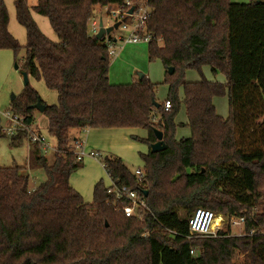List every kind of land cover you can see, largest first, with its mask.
<instances>
[{"label":"trees","instance_id":"trees-1","mask_svg":"<svg viewBox=\"0 0 264 264\" xmlns=\"http://www.w3.org/2000/svg\"><path fill=\"white\" fill-rule=\"evenodd\" d=\"M125 1L37 0L29 7L17 0V21L27 34L21 46L8 31L0 0V50H11L15 58L23 50L20 71L58 97L43 113L55 139L54 160L48 162L41 144L29 142L30 165L43 169L45 181L31 190L24 168L0 167V264H264V2L148 0V58L166 69L167 97L160 103L157 85L146 76L111 84L104 39L89 32L90 19L102 8ZM32 13L48 19L59 42L40 31ZM206 67L225 83L186 81L188 70L202 74ZM181 88L191 136L178 140ZM224 95L227 119L213 103ZM37 102L44 104L29 84L12 101L11 113L25 126L11 136L13 147L31 131L39 133L37 111L30 108ZM83 128L148 131L141 139L149 148L141 154L143 187L121 158L102 159L114 185L145 200L141 220L126 217L103 183L91 203L70 187V176L83 163L70 153L72 132ZM154 130L166 145L159 153L150 149L157 142ZM197 209L247 217L246 234L233 236L227 228L216 238L188 239V221ZM192 248L200 254L192 256Z\"/></svg>","mask_w":264,"mask_h":264},{"label":"rangeland","instance_id":"rangeland-1","mask_svg":"<svg viewBox=\"0 0 264 264\" xmlns=\"http://www.w3.org/2000/svg\"><path fill=\"white\" fill-rule=\"evenodd\" d=\"M230 1L239 4L249 3L252 1L264 2V0H230ZM35 3L36 1L32 2V4ZM99 12H100L99 16L96 18V20L103 18L105 22H109L111 24L115 23L114 19L108 18L106 8H102V10ZM33 15H35L38 18L46 19L44 17L36 15L35 13H33ZM41 30L44 34L45 33L47 34L44 28ZM112 36L114 37L124 36V40H125L128 37V34L126 32L124 33L120 29L114 31ZM124 40L119 41L117 43L116 46L117 54L120 51L122 52L124 46L131 47L132 45H145L148 50V43L130 44V43H125ZM54 41L59 42V39L55 35H54ZM147 50L144 51L147 52ZM117 54L115 56L110 55L109 75L111 73L113 75V79L111 78L110 81L112 82L115 80L114 83L112 82L111 84L124 85V84L137 82L140 79V75L145 76L146 74V76H148L149 72H151L148 77L150 78V81L152 83L157 85V89L155 93L156 100L160 103H163L164 102L163 100L166 99L167 97V91H166L167 85H165L164 83L166 77V69L163 66V64L157 61H153V62L149 61L148 55L145 52L136 53V52H127V51L123 54V57H121L119 61H117V63L114 64L116 62ZM23 56H24L23 50L16 58L11 50H0V167L8 168L17 165L19 167L24 168V171L30 175L29 177L30 187L32 188L34 184L39 185L45 181L46 179L45 172L43 171V169L40 168H32V170H30L31 166L29 165V143L27 139L23 140L21 146L15 148L11 145V137L3 133V130L7 128L9 123L5 113L7 111H10L12 101L14 100V98L18 97L25 88L23 73L20 71V66L23 64ZM158 67L159 70H157ZM130 70L132 73L129 72ZM127 73L131 77L130 81H125ZM202 79H206L212 82H224V79L220 74L213 75L208 67L203 68L202 74H200L195 70H188L186 72L187 82H199ZM29 85L37 91V93L39 94L40 98L42 99V101L46 106H54L58 104L57 93L55 91L49 90L43 81L36 80L35 78H29ZM165 92H166L165 94L166 97L162 96ZM179 96L180 99L182 97L184 100L183 88L180 89ZM183 100L180 111L177 115L179 121H185V118L187 119L185 104ZM213 103L216 108L217 114L220 117L227 119L229 117V105H228L227 95L216 97L213 100ZM20 120H23V118L20 117ZM36 121H37L36 124L38 125L36 127L39 133L46 138V144L49 149L46 151L45 157L48 159V162L51 163L54 160L53 148L55 147V139L49 136L48 134L46 116H44L42 113L36 112ZM126 131H130V132L133 131L132 134L135 132L134 134L137 135V137L139 138L134 137V140L131 142L132 143L131 146H124L122 143V138L120 133L118 135L112 136L109 138L108 142L111 143V145H113L116 148V150H118V152L120 153L103 152V154L105 156L112 158L113 157L121 158L125 163V165L127 166V168L129 169V171L134 175L137 169L143 170L144 168V163L141 160V154L148 153L147 152L148 145L141 142L140 136H142L141 133H145L147 130L140 128V129L126 130ZM88 132L84 135H87ZM190 136H191V131L189 126L188 128L186 127L184 129H181L179 132V137L188 138ZM144 148H146V151ZM106 181L108 180L106 179ZM259 189L260 192L264 194V177L261 178ZM141 215H142L141 218H137V219L140 220L142 219L143 212L141 213ZM227 228H229L230 233L233 236H236L237 234L243 231L239 227L231 228L228 225H225L224 229L226 230ZM241 258L242 257H240V260Z\"/></svg>","mask_w":264,"mask_h":264},{"label":"built area","instance_id":"built-area-1","mask_svg":"<svg viewBox=\"0 0 264 264\" xmlns=\"http://www.w3.org/2000/svg\"><path fill=\"white\" fill-rule=\"evenodd\" d=\"M108 18L114 19L115 23L111 24L105 22L103 18L96 20L91 18L89 21V32L92 35H97L100 31V23L102 22L104 28H109L119 23L117 30H122L128 34V37L124 40V36L114 37L113 32L110 36L105 35L104 44L106 45L109 55L115 56L117 54V43L119 41H125V43L139 44L149 43L152 41V34L148 30V23L152 13V9L148 4V0H126L120 7L106 6ZM133 10L130 13V10ZM116 31V30H115ZM165 110L171 108L170 102H165ZM9 123L3 133L5 135L14 136L19 129L25 128L23 120L20 117L7 111L5 113ZM31 131V130H30ZM88 128L81 129V135L86 134ZM30 136L27 139L28 142L39 143L42 146L44 152L49 148L46 144V138L38 132H30ZM55 151V148H53ZM70 153L76 158L77 161L83 162L85 159L99 160L104 168L105 164L102 162L104 158L102 154L96 150L86 148L85 141L82 138H73L71 141ZM107 171V169H106ZM137 183L143 187L145 183L144 172L141 169L135 171ZM109 193L115 196L116 201L120 202V210L128 218H141V213L147 208L145 200L140 196L138 191L131 190L127 186H116L114 183L108 188ZM116 202V203H118ZM122 203V205H121ZM239 227L243 231L236 236H243L246 234L245 227L247 225V217L245 216H230L225 217L223 215H217L212 211L205 209H197L193 216L188 221V239L195 237H212L216 238L219 232L224 229V226ZM264 233V228L262 229ZM253 234L254 231L252 230ZM192 256H198L199 251L192 248L190 250Z\"/></svg>","mask_w":264,"mask_h":264},{"label":"crops","instance_id":"crops-1","mask_svg":"<svg viewBox=\"0 0 264 264\" xmlns=\"http://www.w3.org/2000/svg\"><path fill=\"white\" fill-rule=\"evenodd\" d=\"M16 1L17 0H4V3L6 5L7 11H8V15H9L8 31L12 34V36H14V38L18 42H20L21 46H25L26 42H27V34H26V30L17 21V14H16V7H15ZM26 1L28 3L29 7H33L36 4V3L32 4V2H34V1L37 2V0H26ZM32 16H33L34 21L38 25L40 31L42 32L41 29L44 28L45 31L47 32V34L45 33L46 34L45 35L43 32L42 33L48 39L55 42L54 41L55 33L52 30V27H51L48 19L38 18L35 15H33V13H32ZM144 50H147L145 45H132L131 47L124 46L122 52L120 51L117 54L116 62L114 64H116L117 61H119V59L121 57H123V54L126 51L127 52H136V53L145 52L148 55V50H147V52ZM157 62H160V61H157ZM157 70H159V67ZM129 72L132 73L131 70ZM150 73L151 72H149V75H150ZM108 76H109V81L111 80V78L113 79L112 73L110 75L108 73ZM145 76H146V74H145ZM148 76H146V77L150 80V78ZM29 78H32V77L29 76ZM130 79H131V77L127 73L125 81H130ZM223 79H224V82H219V83L224 84L225 83V77H223ZM114 81H112V82L114 83ZM117 81H119V80H117ZM112 82L110 81V83H112ZM167 90H168V87L166 88V91ZM165 94H166V92L162 96H165ZM181 100H183L182 97H181ZM163 101H165V99ZM36 123H37V121L35 120V125L38 126ZM176 123L179 125L177 128V134H176V138L179 140L181 138H184V137H179V132L181 129H184L186 127L188 128V120L185 118V121H179L178 117H176ZM47 127H48V119H47ZM134 129H140V128H113V129H90V128H88L89 132L87 131L88 132L87 135H84V136L81 135V133H80L81 130H78V131L72 132V137L73 138H82L85 141L86 148L96 150V151L100 152L102 154V156L104 157L105 155L103 154V152L120 153V152H118V150H116V148L113 145H111V143L108 142L110 137L118 135L120 133L123 145L124 146H131L132 145L131 142L134 140V137L135 138H139V137H137V135L134 134L135 132L132 134L133 131L130 132V131H126V130H134ZM141 135L142 136H140V139H146L148 137V131H146L145 133H141ZM30 147L31 146L29 143V151H30ZM144 149L146 151V148H144ZM147 149L149 151V148H147ZM45 153L46 152H44V154ZM111 155H114V154H111ZM115 155H117V154H115ZM29 165H30V156H29ZM32 168H34V167L31 166L30 170H32ZM28 176L30 177L29 174H28ZM106 179L108 181H106ZM99 183H103V185L106 188H110L113 184V182L111 181L110 177L108 176V173H107L106 169L104 168V166L102 165V163L99 160H94V159H85V161H83V163H82V167L80 169H78L77 171H75L74 173H72V175L69 178L70 187L81 195V197L85 203H91L93 201L94 189H95L96 185ZM37 186H38V184H34L32 186V188H30V189L33 190Z\"/></svg>","mask_w":264,"mask_h":264},{"label":"water","instance_id":"water-1","mask_svg":"<svg viewBox=\"0 0 264 264\" xmlns=\"http://www.w3.org/2000/svg\"><path fill=\"white\" fill-rule=\"evenodd\" d=\"M132 9L130 10V13H132ZM119 27V23H116L114 26L109 27V28H104L102 22L100 23V31L99 33L96 35V39L97 40H101L105 37V35L110 36V34L117 30ZM173 73V68L169 69V74ZM144 75H140V79H142ZM23 77H24V83L25 85L29 84V76L26 73H23ZM158 106V105H157ZM32 110H36L39 113H44L46 110V105L42 104L41 102H37L35 105L30 107ZM154 134L155 137L157 139V142L151 145V152L152 153H159L161 151H163L166 148L164 139H163V133L161 131L158 130H154Z\"/></svg>","mask_w":264,"mask_h":264}]
</instances>
